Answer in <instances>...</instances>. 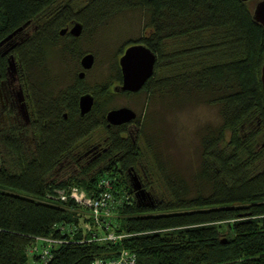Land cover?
Here are the masks:
<instances>
[{
	"label": "trees",
	"instance_id": "trees-1",
	"mask_svg": "<svg viewBox=\"0 0 264 264\" xmlns=\"http://www.w3.org/2000/svg\"><path fill=\"white\" fill-rule=\"evenodd\" d=\"M134 11L142 12L146 35L126 47L141 43L157 55L152 77L137 93L218 110L219 124L199 131V160L188 176L162 160L156 149L161 132H144L139 117L107 126L109 97L136 93H114L103 85L89 89L77 75L72 85L54 93L47 76V54L58 46L63 26L76 21L94 30ZM26 23L37 30L30 40L7 56L2 55L5 44L0 46V84L12 55L33 110L29 125L12 112L10 120L0 121V264H29L35 237L69 241L51 249L48 264H92L122 251L134 254L135 264H264V28L253 20L247 2L0 0V42ZM71 43L63 46L65 55L73 53ZM112 70L117 85L122 79L118 61ZM85 93L94 103L80 116L78 99ZM133 123L144 136L147 168L141 167V149L127 132ZM98 129L106 133V152L76 163L82 155L78 149L84 144L91 149L84 140ZM63 171L70 177L56 179ZM130 172L149 200L137 202ZM102 177L112 179L114 197L123 200L110 224L111 232L123 236L115 242L92 240V233L82 229L92 220L72 201L47 198L68 186L94 190ZM153 178L161 184L157 200L150 192L156 190ZM60 225L78 231L63 235ZM93 232L104 235L100 228Z\"/></svg>",
	"mask_w": 264,
	"mask_h": 264
},
{
	"label": "rangeland",
	"instance_id": "rangeland-1",
	"mask_svg": "<svg viewBox=\"0 0 264 264\" xmlns=\"http://www.w3.org/2000/svg\"><path fill=\"white\" fill-rule=\"evenodd\" d=\"M255 2L256 0L247 2L251 10ZM77 4L80 6V1ZM78 6L74 4L72 10L77 11L80 8ZM85 30L79 40L71 43V48L74 45L71 55H65L62 51L63 46L69 43L66 39H59L58 46L52 47L48 51L45 68L47 76L51 78L54 93L75 82V76L79 71H82L78 65L79 58L85 53L94 55V63L91 69L85 71L84 77L81 79L83 86L93 89L95 86L103 85L111 91L112 87L116 85L111 79L113 65L129 43L146 35L144 17L140 11L121 14L94 30L88 25ZM121 107H128L136 113L139 117L138 127H142L144 132L150 130L157 136H160L159 131L161 132L162 141L156 145L159 156L166 163H171V168L175 172L183 170L187 174L186 176L198 164L199 131L205 125H218L220 122L218 110L214 106L195 102L177 105L172 100L161 99L158 95L149 97L143 92L130 95L113 94L109 97L108 110ZM20 120L25 122L22 116H20ZM134 126V123L130 126L131 135L135 137L142 152L141 167L147 168L150 163L147 162L144 136L140 130L138 133L135 132ZM105 137V131L98 129L84 141L96 144L101 143ZM70 175L65 171L58 172L55 178L63 180ZM153 179L156 180V190L151 188L150 192L152 198L157 200L161 184H159V177Z\"/></svg>",
	"mask_w": 264,
	"mask_h": 264
},
{
	"label": "water",
	"instance_id": "water-1",
	"mask_svg": "<svg viewBox=\"0 0 264 264\" xmlns=\"http://www.w3.org/2000/svg\"><path fill=\"white\" fill-rule=\"evenodd\" d=\"M242 2H248L251 0H239ZM252 17L255 22L260 24L264 28V0H256L254 7L252 9ZM29 23L16 29L10 35H8L4 40L0 42V46H9L8 41L14 38L19 32H21ZM68 30L67 27L61 29L60 34H64ZM70 33L78 37L82 30V24L79 22H74L69 29ZM15 45H10L4 55L11 51ZM8 74L16 73V61L12 55L8 57ZM157 61V55L151 51L144 44L137 43L126 47L120 57L118 58V66L121 72V82L115 85L112 89L114 93H137L139 92L144 84L150 79L154 73V67ZM94 63V55L91 53H86L80 59V66L82 71L78 73V78L82 79L84 77L85 71L91 69ZM260 80L262 85V90L264 93V61L261 66ZM20 100H23V92L21 87H19ZM94 103V97L90 93L82 94L78 99V109L80 116H84L89 113L92 109ZM22 106V112L24 116L26 114L28 118V111L24 104ZM136 113L128 108L121 107L110 109L105 115V120L107 126H119L122 124H130L136 119ZM134 183L132 184V189L134 190V195L137 202L145 201L150 199L149 195L142 189L140 182L136 177H133ZM148 205V203H146Z\"/></svg>",
	"mask_w": 264,
	"mask_h": 264
},
{
	"label": "built area",
	"instance_id": "built-area-1",
	"mask_svg": "<svg viewBox=\"0 0 264 264\" xmlns=\"http://www.w3.org/2000/svg\"><path fill=\"white\" fill-rule=\"evenodd\" d=\"M48 199L67 203L72 201L76 206L85 210L91 223L82 225V229L91 232V239L96 241L115 242L123 236L115 235L110 231V224L115 218L118 207L123 200L115 198L113 195V181L110 177H102L97 181L94 190L87 191L77 186H68L57 188L53 194L47 196ZM94 228H100L104 231V235L96 236L93 232ZM58 230L63 235L69 234L73 236L78 231L75 226H58ZM68 240H59L47 237H35L34 244L29 248L30 260L29 264H48L52 258L51 249L56 245L68 243ZM136 257L134 254L122 251L118 257L110 260L95 259L92 264H135Z\"/></svg>",
	"mask_w": 264,
	"mask_h": 264
},
{
	"label": "flooded vegetation",
	"instance_id": "flooded-vegetation-1",
	"mask_svg": "<svg viewBox=\"0 0 264 264\" xmlns=\"http://www.w3.org/2000/svg\"><path fill=\"white\" fill-rule=\"evenodd\" d=\"M71 26L72 24L67 25L66 27L68 28V30H66V32L62 35L60 34L61 30L58 32V36L60 39H66L69 42H75L79 40L86 31L84 30V26H83L80 35L78 37H75L70 33L69 29L71 28ZM36 31H37L36 27L26 26L21 32H19L15 36V40H13L12 44H14L16 47V45L24 42L25 40H30ZM5 46L2 52L3 56L9 55V53L13 50L12 49L11 51H9L8 53L4 55L3 53L8 48L7 46L6 47ZM80 59L78 61L79 66H80ZM78 73H77V76H78ZM22 80H23V76L19 72H16L15 74L14 73L8 74L7 79L0 84V121L1 122L8 121L10 118H12V116L8 115V113L12 112L13 114H15L14 119L20 118V116H22L25 119L26 124L27 125L30 124V121L32 120V116H33V110L31 106V102L29 101L30 99L29 95L24 93V89L22 86L23 85ZM19 87H21L22 92H23V100H20V96L18 93ZM22 104L25 105L28 111V118L26 114L24 116V113L22 112V106H21ZM127 132L130 136H132L130 125H129ZM106 142H107V139H104L101 143L99 142L96 144L92 143L93 147L91 149H87L89 147L86 146V144L82 145V147L78 149L79 151L82 152V155L76 160V163H82L83 160L87 161V158L89 157H91V160L101 157L106 152V146H105ZM128 175L130 177L131 185H132L134 183L133 177H136L137 179L138 177L135 175L134 172L133 173L130 172L128 173Z\"/></svg>",
	"mask_w": 264,
	"mask_h": 264
}]
</instances>
